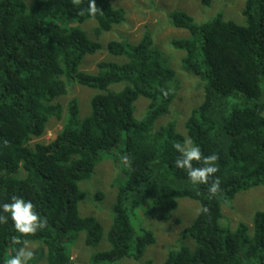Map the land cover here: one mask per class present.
<instances>
[{
	"label": "trees",
	"instance_id": "16d2710c",
	"mask_svg": "<svg viewBox=\"0 0 264 264\" xmlns=\"http://www.w3.org/2000/svg\"><path fill=\"white\" fill-rule=\"evenodd\" d=\"M213 1L201 3L210 7ZM95 4L91 15L88 0H34L31 6L24 0H0V204L23 197L41 217L35 233L21 234L0 210L7 217L0 220V264L30 243L44 244L47 264H70L79 238L87 247L102 242L101 222L80 214L86 193L79 183L89 180L121 142L129 179L117 191L110 248L91 255V264L141 260L156 236L146 228L137 232L133 210L144 205L159 221H170L181 199L207 211H199L182 233L195 248L171 250L163 264H264V208L253 217L252 235L246 224L236 229L221 224L225 203L264 186V0H246L245 25L222 15L198 23L186 12L171 14L172 25L189 32L172 46L184 52L185 71L203 83V99L185 121L187 137L173 120L156 128L170 114L180 84L175 70L164 65L150 31L138 43H108V53L123 62L101 61L97 73L82 70L86 57L104 49L82 25L96 22L99 38L126 22V11L112 0ZM74 84L97 92L90 114L81 118L79 101L72 99L56 138L31 144L45 135L52 118H64L58 99ZM140 98L149 104L138 120ZM185 140L198 145L202 157L217 155L218 171L208 184H193L175 166L179 152L174 145ZM192 163L203 166L202 161ZM216 177L220 188L211 196L208 186ZM104 198L97 195L98 201Z\"/></svg>",
	"mask_w": 264,
	"mask_h": 264
},
{
	"label": "rangeland",
	"instance_id": "374dc122",
	"mask_svg": "<svg viewBox=\"0 0 264 264\" xmlns=\"http://www.w3.org/2000/svg\"><path fill=\"white\" fill-rule=\"evenodd\" d=\"M31 6L34 0H24ZM246 0H214L210 7H204L201 0H112L117 8L126 11V22L99 38L95 35L96 22L88 21L82 27L87 31L92 40L99 41L104 49L84 60L82 70L89 73L98 72V63L101 61L123 62L124 59L112 56L107 51V45L111 40H123L138 43L146 31L153 35L155 46L161 51L164 65L175 70L176 81H179L177 97L171 107L169 115L163 116L156 123V128L164 126L173 120L177 123L180 133L185 132V121L191 111L200 104L203 99L202 80L185 71L182 65L184 52L172 46L174 39L187 38L189 32L175 28L170 20L173 12L182 11L191 15L196 22L204 23L222 15L225 20L245 25L243 10ZM97 92L93 89L74 84L69 87L68 93L58 99L64 107V118L57 120L52 118L42 138L34 139L31 144L37 142L48 143L56 138L65 125L68 104L76 98L80 104V117L85 118L90 114V100ZM148 100L140 98L136 103L135 116L138 120L145 117L148 110ZM125 148L121 142L115 149L110 159L99 163L92 177L79 183V187L86 193V199L80 204L82 216H94L102 224L104 233L102 242L96 247H87L82 238L73 245L72 262L70 264H91V255L106 251L110 248L108 240L109 230L113 223L114 205L120 185L129 179L130 166L122 162L121 151ZM103 193L105 198L97 200V195ZM264 208V186L252 188L239 194L235 199L223 205L224 217L221 224L229 229H236L240 224L250 227V235L253 234V217L256 212ZM200 205L190 199L179 200V207L170 221H159L150 213L144 205H139L133 210V223L140 234L142 228L149 229L156 236V243L147 248L145 255L139 261L127 259L123 263L116 264H143L152 260L154 264H163L171 250H178L183 246L195 248L196 243L191 237L184 238L183 231L192 225L199 214ZM180 220V222H178ZM79 237L85 240V234ZM76 240V239H75ZM31 250L38 260L31 257L27 262L22 259V264H47L45 246L42 243H30L26 245L25 252Z\"/></svg>",
	"mask_w": 264,
	"mask_h": 264
},
{
	"label": "clouds",
	"instance_id": "9594fccd",
	"mask_svg": "<svg viewBox=\"0 0 264 264\" xmlns=\"http://www.w3.org/2000/svg\"><path fill=\"white\" fill-rule=\"evenodd\" d=\"M97 11L95 0H88L87 12L94 15ZM174 148L179 152V156L174 161L175 166L183 169L190 181L193 184H208L212 174L218 171L215 166V161L218 159L217 155L212 154L202 157L201 149L195 145L191 140H185L183 144L177 143ZM193 161L203 163V166L197 167L193 165ZM122 162L128 163V157L123 156ZM220 188V180L218 177L212 179L208 186V192L211 196H215ZM35 206L30 200H25L23 197L13 196L11 202L0 204V210L3 213H8L13 221V227L21 234L35 233L37 221L41 217L33 211ZM199 211H207L206 207L198 209ZM7 219V217L0 215V220ZM33 256V252L29 250L24 252L21 250L15 256H11L7 260V264H22V257L24 261H28Z\"/></svg>",
	"mask_w": 264,
	"mask_h": 264
}]
</instances>
